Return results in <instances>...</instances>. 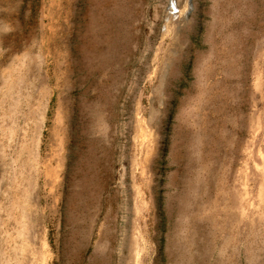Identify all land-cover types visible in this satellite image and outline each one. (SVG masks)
I'll return each instance as SVG.
<instances>
[{
	"label": "rangeland",
	"instance_id": "rangeland-1",
	"mask_svg": "<svg viewBox=\"0 0 264 264\" xmlns=\"http://www.w3.org/2000/svg\"><path fill=\"white\" fill-rule=\"evenodd\" d=\"M0 264H264V0H0Z\"/></svg>",
	"mask_w": 264,
	"mask_h": 264
},
{
	"label": "bare ground",
	"instance_id": "bare-ground-1",
	"mask_svg": "<svg viewBox=\"0 0 264 264\" xmlns=\"http://www.w3.org/2000/svg\"><path fill=\"white\" fill-rule=\"evenodd\" d=\"M31 260V259H30Z\"/></svg>",
	"mask_w": 264,
	"mask_h": 264
}]
</instances>
